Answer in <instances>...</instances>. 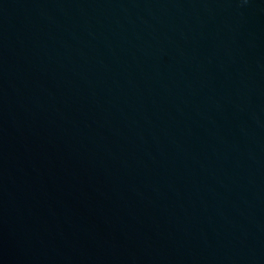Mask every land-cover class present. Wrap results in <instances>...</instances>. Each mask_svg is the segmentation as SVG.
<instances>
[{"label": "water", "instance_id": "obj_1", "mask_svg": "<svg viewBox=\"0 0 264 264\" xmlns=\"http://www.w3.org/2000/svg\"><path fill=\"white\" fill-rule=\"evenodd\" d=\"M0 264H264V0H0Z\"/></svg>", "mask_w": 264, "mask_h": 264}]
</instances>
